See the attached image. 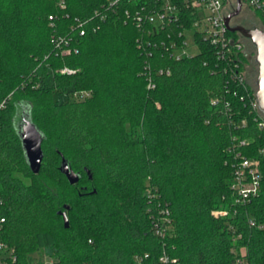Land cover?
Returning a JSON list of instances; mask_svg holds the SVG:
<instances>
[{"label": "trees", "instance_id": "obj_1", "mask_svg": "<svg viewBox=\"0 0 264 264\" xmlns=\"http://www.w3.org/2000/svg\"><path fill=\"white\" fill-rule=\"evenodd\" d=\"M108 1L0 0V101L12 94L0 115L2 239L20 264L39 253L57 264H264V115L251 106L256 85L241 80L253 46L229 32L243 49L220 59L196 33L199 52L177 60L168 45H181L191 14L152 33L126 15L144 0H122L99 22ZM85 19L100 28L80 37ZM54 37H72L79 52L62 55ZM24 113L44 135L38 174L19 137ZM237 155L261 171L246 204L231 186Z\"/></svg>", "mask_w": 264, "mask_h": 264}, {"label": "built area", "instance_id": "obj_2", "mask_svg": "<svg viewBox=\"0 0 264 264\" xmlns=\"http://www.w3.org/2000/svg\"><path fill=\"white\" fill-rule=\"evenodd\" d=\"M121 1L122 0H109L101 10H97L94 13L95 18H98L99 22H103V20L106 19V12L111 9L114 10ZM127 2L132 4L137 3V0H127ZM241 2L242 8L248 7L251 12H254L253 15L257 17V13L260 12L264 18L263 0H241ZM138 4L135 11H126V15L136 22L137 26L141 29L145 23L149 24L152 28L149 32L152 33L159 32L169 24L178 22L181 18H185V14L187 13L191 14L193 20L192 27L179 33V37H182L181 45L177 46L173 42L168 45L172 57L177 60L184 56L192 55L188 52L187 31H193L192 41L193 45L198 49L197 53L199 52V47L195 42L196 33H199L211 44L220 59L230 58L232 54H236L243 49V44L240 40H234L228 35L229 30L225 23L226 17L236 8L237 0H144L142 2L140 1ZM60 7L65 8L64 2L60 3ZM257 19L261 20L260 17ZM49 20L53 21V16H49ZM91 20L92 19L77 20L78 25L75 27L74 31H76L80 37H83L87 32ZM201 25L205 27L204 30H201ZM198 27L200 29H198ZM99 28V25L90 24L88 29L96 31ZM73 40L72 37H54L56 47L60 48L62 55L77 54L79 52L78 48L73 45ZM161 46L164 47V44L162 43ZM235 67H238L237 63ZM145 70L148 76L147 87L148 89H153L155 88V84L151 77L150 66L146 65ZM75 72V70L68 67H64L60 70L61 74H74ZM156 74L168 76L170 75V71L160 69L158 72L156 71ZM246 77V72H241V80H244ZM88 95V92H76L73 94V98L83 99ZM11 97L12 94L0 101V115L7 108ZM251 106L253 110L264 115L258 108L256 96L251 102ZM261 127L264 128V122L261 123ZM242 144L244 145V143ZM236 157L237 161L234 165V178L231 186L236 197V202L246 204L256 197L260 191L261 171L255 160L241 157L240 155ZM212 214L214 216L225 217L229 212L227 210H216ZM5 223L6 218L3 215V201L0 198V264H20L15 249L2 239ZM251 224H253V222H251ZM156 233L159 235L163 234L159 227H157ZM41 255L44 256V259L40 258ZM161 261L167 263L168 258L164 255ZM140 262L141 260L138 258V263ZM27 264H57V260L46 254L39 253L35 254Z\"/></svg>", "mask_w": 264, "mask_h": 264}, {"label": "water", "instance_id": "obj_3", "mask_svg": "<svg viewBox=\"0 0 264 264\" xmlns=\"http://www.w3.org/2000/svg\"><path fill=\"white\" fill-rule=\"evenodd\" d=\"M241 10L242 2L241 0H237L236 8L226 17L225 23L229 32L240 34L243 38L249 40L256 50L255 57L250 55L248 59L254 58L255 63L258 65V76L256 79L257 90L255 96L258 108L260 112L264 114V30L259 27L247 28L242 25L232 24V19L239 15ZM19 137L23 146L26 163L34 174H38L44 159L42 148L44 135L27 113H24L22 116ZM61 156L60 172L67 178L70 185L77 184L81 178L80 173L75 172L71 168L68 160L63 155ZM88 174H90L89 171ZM89 178L92 179V176L89 175ZM92 193H96V190ZM64 209L65 211H59L58 214L62 216L64 227L68 229L70 227V222L67 211L70 210V206L65 205Z\"/></svg>", "mask_w": 264, "mask_h": 264}, {"label": "rangeland", "instance_id": "obj_4", "mask_svg": "<svg viewBox=\"0 0 264 264\" xmlns=\"http://www.w3.org/2000/svg\"><path fill=\"white\" fill-rule=\"evenodd\" d=\"M252 14H254V12L252 11ZM252 14H244L242 16H239L237 19V21H241L243 23V26L244 27H247V28H250V27H259L261 28L262 30H264V25L262 24L261 20H258L256 18V16L252 15ZM235 22V21H234ZM201 30H204V26L201 25ZM198 27V29H200ZM192 36H193V31H187L186 32V38H187V43L189 45L188 47V52L189 54H197V47L193 45V41H192ZM249 41V40H248ZM250 42V41H249ZM251 44V42H250ZM252 45V44H251ZM253 46V45H252ZM253 49H254V53L252 52L253 50L249 47V45L247 44L246 45V50L245 52L248 53L249 55H252L255 57L256 55V50L253 46ZM253 65V64H252ZM247 70H246V74H247V78L250 80V82L254 83L256 85V79H257V72H258V68L255 69V67H252L254 68V70L251 69V66L250 65H247L246 66ZM257 70V71H256ZM252 72V73H251ZM26 180V183H30V180L29 179H25ZM68 193L71 194V192L68 191ZM61 232V231H59ZM242 253H244V251H242ZM41 259H44V256L41 255L40 256Z\"/></svg>", "mask_w": 264, "mask_h": 264}, {"label": "flooded vegetation", "instance_id": "obj_5", "mask_svg": "<svg viewBox=\"0 0 264 264\" xmlns=\"http://www.w3.org/2000/svg\"><path fill=\"white\" fill-rule=\"evenodd\" d=\"M244 14H252V12H251V10L248 8V7H244V8H242V10H241V12H240V14L239 15H237L235 18H233V20H232V23L233 24H238V25H242L243 26V23L241 22V21H237V20H235V19H237L239 16H242V15H244ZM253 15V14H252ZM256 18H257V16H256ZM235 21V22H234ZM250 56V55H249ZM248 56V57H249ZM253 64V65H252ZM248 65H250L251 66V69L252 70H254V68H252V67H255V69H257L258 68V65L255 63V61H254V58H252V59H248ZM257 71V70H256ZM252 73V72H251ZM257 74H258V72H257Z\"/></svg>", "mask_w": 264, "mask_h": 264}]
</instances>
